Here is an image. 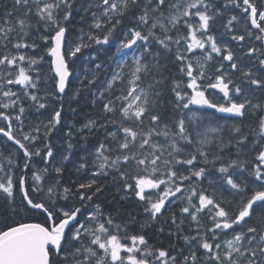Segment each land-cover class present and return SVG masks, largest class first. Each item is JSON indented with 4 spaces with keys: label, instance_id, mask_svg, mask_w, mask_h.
I'll return each mask as SVG.
<instances>
[{
    "label": "snow or ice",
    "instance_id": "1",
    "mask_svg": "<svg viewBox=\"0 0 264 264\" xmlns=\"http://www.w3.org/2000/svg\"><path fill=\"white\" fill-rule=\"evenodd\" d=\"M229 4L240 7L237 0H226L224 7L227 8ZM242 4L245 6V19L252 29L258 30L255 39L264 44V10H261L254 0H242ZM14 6L15 11L19 13L15 15V19H12L13 12H5L4 16L0 17V20H3L0 25V47L7 50L11 44L16 50V54L8 52L0 56V66L7 69V75L0 72V89L4 84L22 85L25 88L24 94L41 109L46 106L40 102L42 98L35 93H29L27 89H37L40 76L38 74L33 78L30 72L44 57L28 56L21 52L22 49L35 50L39 47L35 40L28 39L33 29L40 34L39 38L43 41L47 54L53 58L50 70L55 73L54 87L60 94L65 93L69 79L75 71L70 68V61L80 59L83 49L93 45H109L117 39L118 34L123 37L118 40L113 55L129 50L132 52V63L129 65L127 60L117 63L104 91L92 101L93 105L97 99L104 101L103 122L89 120L80 131L87 130L91 133L98 127L106 130L105 140L114 146L102 141L95 148L98 171L94 175L114 173V181H122L125 190L132 189L135 196L145 202L144 211L154 221L169 210L166 202L170 204L172 201L169 198L182 192L184 181L194 182L193 178L198 181L205 176L206 169L195 166L198 157L200 162L213 165L222 159L218 154L210 152L213 145L210 133H218L219 129L204 127L205 117L192 111L190 105L207 107L233 117H244L246 111L253 115L264 111V100L253 103L247 96L241 100L233 99V95L241 96L244 90L228 78L223 64L215 68L214 76L206 75L208 63L213 60V53L219 56L223 52L226 54H223L222 59L229 62L232 70L239 71L250 85L264 90V75L258 76L253 68L238 67L233 51L226 45L222 49L216 38L209 34L210 22L223 15L211 0H82L81 3L77 0H14ZM77 11L83 13L80 16L81 22L89 18V31L85 33L84 29L80 28V35L73 41L69 38V24ZM33 16L36 17L35 21L32 20ZM193 18H198L195 25L190 22ZM125 21H129L132 26L126 27ZM234 22H239L236 15H232L224 25L230 33L233 31ZM181 25L187 29L186 36L179 34ZM245 28L248 29V24H245ZM173 30H176L177 35L170 34ZM248 35H253L250 29ZM232 39L244 41L245 36L233 34ZM182 40L186 45L183 51L180 48ZM153 43L169 53L175 45V62L180 65V73L188 78L186 85L181 81H173L171 91L174 93L175 110L180 113V117L172 126L162 124L161 117L153 112V108L159 106L161 96V93L155 90L156 84L162 81L157 80L147 88L141 86L143 77L154 68L160 67L161 53L152 51ZM196 49L202 50L203 56L193 61L187 53ZM245 55L250 58L255 56L264 71V48L249 47ZM147 57H151L153 63L146 62ZM97 58L95 53L88 57L89 62H95ZM24 63H27V68L22 66ZM101 67L100 63H95L96 69ZM13 68L16 69L15 74ZM126 68L129 69L127 73ZM13 75L14 78H10ZM84 79L87 80V85H84L83 80L81 84L85 87L96 82L94 74L91 78L86 76ZM205 79L208 80L207 84L203 83ZM117 87L119 95L115 94ZM207 89H218L227 103L211 100L205 94ZM2 95L10 98L17 94L7 90L2 91ZM16 103L15 100L11 101V104L0 103V108L8 109ZM186 109L191 114L185 119ZM24 111V107L20 106V115L14 118L20 121ZM0 118L7 122L6 127H0V134L23 150V167L27 169V161L33 155L39 156L40 150L30 151L13 135L12 117L0 112ZM60 120L61 110H55L54 116L45 126L46 136ZM110 126H115L116 130H108ZM35 131L38 132L39 128ZM232 131L239 136L236 140L239 150L247 136L241 134L240 127H234ZM253 132L257 137L264 138V115L259 117L258 126ZM68 135L71 136V132ZM160 137H163V143L158 139ZM30 139L36 138L23 136V140ZM230 145L231 141L225 146ZM45 147L46 157H52V148L48 145ZM2 155L0 153V156ZM63 159L67 160L68 156L65 155ZM8 163L12 164V160L8 159ZM177 165L191 166L188 174H184ZM248 165L247 160L233 159L226 166L221 164L218 169L220 173L225 174V183L234 190V195L239 197L235 202L218 200L214 193L206 194V190L197 193L192 183L188 185L190 195L186 197L185 206L180 208V212L187 214L198 227L197 235L184 236L183 239L186 243L196 241L198 248L203 250L206 264H264V150L256 153L251 168ZM229 169L233 171L230 173ZM3 170V164H0V171ZM54 170L57 174L62 171L60 167ZM43 171L46 172L47 169ZM244 172L254 178L253 183L250 184L244 178ZM237 173H240L237 178L239 182L233 178ZM33 177L35 181L41 180L35 173ZM129 178L135 181L134 185L128 183ZM95 184L96 180L93 179L89 183L80 184L79 188L91 189ZM162 185L164 187L161 190ZM54 188L55 185L47 189L51 202L46 204L30 196L23 175L15 185L11 177H8L6 183L0 182V193L5 195L13 212H16L15 190H18L22 197L21 211H37L45 217L43 223H5L4 228L0 229V264H177L176 256H170L164 249L153 250L144 234H131L128 225L116 223L111 214L102 219L104 213L99 205L85 216L84 221H80L79 215L85 205L67 209L57 205L51 200ZM149 189L160 190L155 199L151 195H145ZM33 191H41V188L35 187ZM69 191L64 189L66 194ZM95 191L99 192L101 188L97 187ZM78 195L82 202L92 200L91 195ZM193 197L198 198V203H193ZM205 210L212 221V227L207 230V233H211L210 236L199 231V214ZM171 220L180 229L175 213L172 214ZM229 229L233 233L231 239L216 242L218 234L227 235L225 230ZM121 231L124 232L123 236L120 235ZM85 236L88 237V244L84 243ZM197 261V252L193 249L190 255L183 256L180 264H197Z\"/></svg>",
    "mask_w": 264,
    "mask_h": 264
},
{
    "label": "trees",
    "instance_id": "2",
    "mask_svg": "<svg viewBox=\"0 0 264 264\" xmlns=\"http://www.w3.org/2000/svg\"><path fill=\"white\" fill-rule=\"evenodd\" d=\"M77 2L81 3L82 0H77ZM254 2L258 4L259 6L260 5L264 6V0H254ZM9 3L10 1L0 0V14L5 12L4 9L7 8V4ZM11 3H12V7L15 8L14 0L13 2L11 1ZM13 13L14 15H17V12L15 11V9H13ZM222 13L223 15H220L219 19L222 23H224L225 19H228L231 16H229L224 11H222ZM82 14L83 13L77 11V13L73 16L69 24V37L72 40L76 39V37L80 35V32H79L80 28H83L85 33L89 31V27H88L89 18H86L85 21L81 22L80 16ZM125 26L127 27V26H132V25L129 21H125ZM123 30L124 29L122 28L121 31ZM235 32L236 30L234 32L232 31L231 33L229 32V38H232V35L235 34ZM256 32L257 30L254 31V33ZM170 34L174 36L177 35L176 32H172ZM179 34L182 36H186L187 35L186 27L181 25ZM122 38L123 37L118 34L117 39L113 40L109 45L102 46V47L93 45L92 47L82 50L83 54L80 57V59L79 60L77 59V60L80 62L78 71L81 73L80 77L83 75V78L81 79L79 77L80 83L78 86H76V82H73L71 84V87L69 88L70 91H68L71 93L75 91V88L76 89L78 88L80 93H78L75 100L71 99L69 97L71 94L68 95L67 93L64 96L59 97V100L57 101L58 110H61V113H62L61 119H63L62 120L63 123L65 122L68 124H72L73 127L75 126L78 128L82 122H88L89 120H97L98 123L103 122L102 106H103L104 101L97 99L96 100L97 103H95V105H93L92 101L95 97H98L101 91H104L106 82L111 77L112 72L113 70H115L118 61L123 60L120 54L113 55V53L115 52V47H116L118 40ZM247 43L250 44L249 41H247ZM172 48H173V51L169 53V52H165L163 49L160 48L159 45L155 43L151 45V49L153 52L160 51L161 53L160 58H159L160 67L158 69L154 68L147 76H144L142 79V85L144 87H148L149 84H155L157 80L162 81V83L156 84L155 90L159 91L161 93V96L158 101L159 106L154 107L155 109L153 108V112L154 114H157L161 117L160 122L162 124L167 123L170 126L174 124V121L178 119V116L180 117V113L177 110H175L174 93L171 91V88H172L171 84H173V81H175L177 79V76L180 74V71H179L180 65L178 62H175L174 53L176 51V46L173 45ZM93 53H95L98 58L95 62H89L88 57L90 54H93ZM43 57H44V60H46L45 58L46 54H44ZM82 62H84L83 66H81ZM128 62H129V65H131L132 60H129ZM146 62L150 64L153 63V61L151 60V57H147ZM95 63H100L102 67L100 69H96ZM89 64H90V67L88 69H85L84 66H88ZM93 74L96 77V82L93 85L85 87L84 85H87V80H85L84 78L86 76L91 78ZM183 78L185 79L186 76L181 74L180 80H183ZM82 80L84 81V85L81 84ZM72 81H73V78H72ZM115 94L119 95L118 87L115 89ZM106 95L108 94L106 93ZM109 98H112V97H109ZM186 118L187 116L185 117V119ZM145 124H147V120L145 121ZM62 125L63 124L59 126L62 132L64 133L68 131L65 128V126L61 127ZM237 126L241 128V134L247 136V140L245 141V144H244V150L242 151L241 149L242 147L238 150L237 146L233 145L232 143L230 146H225V145H228L229 141H232L231 140L232 138H235V139L239 138L238 134H236L234 131L233 132L235 135L233 134L232 131H228L227 134L222 135L218 143L215 144V146L212 145V147L210 148L211 153L218 154L220 157H222V159L217 161L215 165H213L211 163L204 164L200 162V158L198 157L197 164L198 165L200 164L199 165L200 167H204L206 169V173H205V176L203 178H200L198 181L196 180V178H193L194 182H190V181L183 182L182 190L184 191V193H187V196L190 195L188 185L192 183V186L196 188L197 193H199L201 190H206V194L212 195L214 193L216 199L218 200L223 199L225 201L235 202L236 200L239 199L238 196L234 195V190L230 189V186H228L225 183L221 175L222 173H220L218 170L221 164H224L226 166L229 163V161L233 159L247 160L249 161V163H252L255 161L254 155L245 152V149L249 145V141L253 140L254 138L253 129H256L255 125L253 123L248 125L246 122H242ZM57 127L58 126L56 125L55 129ZM108 130L115 131L116 129H115V126H110ZM173 130H175L174 127H173ZM70 131H72V129H70ZM76 132H78V130ZM105 135H106V130L98 127L96 129H93L91 133H89L87 130H84L82 132L75 133L74 138H71L70 140H67V141H62L66 144H70V143L72 144L73 142V145H75V150L72 153L71 160L66 164L64 171L62 170V172L60 173L61 181H62V183L60 184L63 187L70 190L68 193L71 196V199L74 201L75 206H77L79 202H80V205L84 203H87L88 206L99 205L101 208V211L104 213L105 218L109 214H111L114 217V220L116 223L122 224V225H125V224L128 225V229L132 230V232L135 228L136 230L134 231L136 233L139 232V233L144 234L147 241H149L148 239V236L150 233L149 231H150V228H152L151 235L149 237L155 238V241L157 244L155 246V249L159 248V249H164L167 251L168 250H175V251L179 250V247L173 241V235H175L178 232L176 225L175 226L172 225L170 232L168 231V228L172 224V220H171L172 215H170V212L167 213L168 215L164 213L163 216L159 217L155 221L154 224H150L149 222L144 223L141 221L140 229L137 230L138 220L142 218L141 214L143 213V211H142L141 205L143 204V201L138 200V198L134 196L133 192L128 194V192H126L124 188V183L122 181H118V180L114 181L112 178L114 173H111L109 175H104V176L94 175L93 167L87 166L88 164L93 163L95 159V148L99 145L100 142L103 141L106 144H109V146H114L110 143V141L105 140ZM249 136L252 137L251 140H248ZM85 137H87V139H85ZM160 142L163 143V140L162 141L160 140ZM238 151H239V155H238ZM245 154L248 156H245ZM209 159L210 160L212 159L211 155ZM14 162L17 164L16 160H14ZM81 165H84V167H81ZM186 166L187 165H183V168H185ZM230 170L231 169H229V172ZM17 171L18 173H24L21 171V168H18ZM184 174H188V171L186 170ZM233 178L237 179L238 176H234ZM93 179L96 180V184L93 185L91 189H80L79 188L80 184L89 183ZM253 179L254 178L252 177V179L249 181L250 184L252 183ZM237 182H239L238 179H237ZM128 183L134 185L135 181L129 178ZM97 187H100L101 191L96 192L95 189ZM78 193H82L85 195H91L92 200L90 201L85 200L82 202L79 199ZM176 196L178 198V195ZM183 198H186V196H183L182 200L180 199L176 200L175 197L170 199L172 201V204L170 206H174L175 208L177 207L176 209L177 212L175 213L176 220H182L183 218H186L180 212V208L183 207L182 206ZM5 200H7V198L3 196V194L0 193V204H2ZM8 203L9 202H7L6 205L4 204L5 208L8 207ZM15 208H18V206H15ZM19 208L21 209V207ZM1 210L3 209L0 208V211ZM0 215H1V212H0ZM201 215L202 217H205V218L209 217V213L207 210H205L203 214ZM33 217L40 218L39 215H26V217L25 218L22 217L21 220L31 221ZM179 225L181 224L179 223ZM161 229L163 230L161 231ZM168 232L172 233L170 234V238H168ZM177 242H178V238H177ZM193 249L194 248L192 247V249L190 248L184 251L183 253L182 252L180 253V251L182 250L180 247V250H179L180 254H178V258H177L178 263L182 261L184 255H190V252Z\"/></svg>",
    "mask_w": 264,
    "mask_h": 264
},
{
    "label": "rangeland",
    "instance_id": "3",
    "mask_svg": "<svg viewBox=\"0 0 264 264\" xmlns=\"http://www.w3.org/2000/svg\"><path fill=\"white\" fill-rule=\"evenodd\" d=\"M13 2V0H10ZM238 1V0H237ZM211 2L214 4V0H211ZM224 3H226V0H223ZM238 3V2H237ZM225 5V4H224ZM223 5V6H224ZM222 6V7H223ZM259 6V5H258ZM229 8V9H228ZM240 7H236L234 4H229L227 8H222L223 11L228 10L231 12L230 16L232 15H236L238 17V21L239 22H234V26H233V32L236 30L237 32H235L236 35H248V29L251 30V28L248 26V29L245 28V22H244V18L245 15L242 17H239V14L241 12V10L239 9ZM259 8L261 10L264 9V6H259ZM13 9H15L14 7H12V3L10 2L7 5V8H5V12H13ZM243 12V10H242ZM4 13L0 14V17H3ZM14 17H12V19H15V15H13ZM218 19V20H217ZM217 19H215L213 21L214 25L211 28V22H210V30H209V34L213 35L219 46L222 47L223 46H227L229 49H231V45H235L234 43L236 42L235 40H233L232 38H228L229 40H226L224 37L227 36L228 31L227 29L224 27V25L227 23V20L229 19H225L224 23H222L220 21V19L217 17ZM32 20L35 21L36 17L33 16ZM191 23H193L194 25L198 22V18H193L191 21ZM3 24V20H0V25ZM238 27V28H236ZM42 28V27H41ZM241 28V29H240ZM35 30L33 29L31 32V35L29 36V41L31 40H35L36 43L39 45V47H43L42 52H41V56L44 55V51L46 52V47L43 43V41L40 40L39 36L40 34L37 32H34ZM41 32H43V29H41ZM173 32H176V30H173ZM252 32V31H251ZM180 33V31H179ZM36 34V35H35ZM197 35L199 36L200 33L198 32ZM36 36V37H35ZM38 36V37H37ZM249 36V35H248ZM75 41V39L73 40ZM190 42V41H188ZM237 43V42H236ZM230 44V45H229ZM236 45H245V43H240V44H236ZM185 42L182 40L181 41V45L180 48L183 51L184 47H185ZM135 47V46H134ZM12 47L11 45L8 46V49H4L3 47H0V56L4 55V54H8V52L16 53V50H14L13 52L11 51ZM232 50V49H231ZM34 51V50H33ZM125 51H129V50H125ZM22 52V51H21ZM130 53L127 54V57H132V52L129 51ZM124 53H121V55H123ZM223 53L219 56H217L216 54L213 53V60L211 62L208 63L207 69H211V68H216V64L220 63L221 60L220 58L223 56ZM203 56V52L200 49H196L194 50L192 53H188V57L195 61V59L197 58H202ZM238 55H235V57H237ZM239 57V56H238ZM79 60V59H78ZM71 68H74L75 71L73 72V82H76V86L79 85V79L83 78V75L80 77L81 73L78 71L79 70V64L78 61L75 60L74 62H71ZM22 66L24 67H28L27 63H24ZM38 67L40 69H38ZM90 67V64L88 66H84L85 69H88ZM51 68H49V63H44L43 61L40 62V66H33V70L30 72V75L33 76V78H35L38 74L40 76V81L38 83L37 89H31L28 88L27 91L29 93H35L37 96L41 97L42 99L40 100L41 103H44L46 106L44 109H48V110H54L51 113H47L45 114V111L41 108H36L31 109L34 105H36L37 103L32 101L30 99L29 96H26L24 94L25 92V88L22 85H17V84H4V89L5 91L7 90H11L13 92H15L17 95L14 97H0V103H9L11 104V101L15 100L17 101V103L15 105H12L10 108L5 109L7 110V115H9L10 117H12V130H13V135L17 138L20 139L22 143H24L26 145V147L29 148L30 151H35L36 149L40 150V155L39 156H35L33 155L28 161L27 163L29 164V167L27 169H25L23 167L24 163H25V158L23 156V150L20 149V153L18 154V156L15 157V159L17 160V164L18 166H21V171L24 172L27 177H28V181L30 182V186L32 187V189H34L35 187H40L41 191H33V196H35L36 198H40L41 196L45 197L46 203H50L49 201V195L47 192V189L49 187H52L53 185H55V189L53 192L57 191V190H61V192H59L58 195L64 194L63 195V202L60 203L59 205L64 207V208H72L75 206L74 203L70 202V195L69 193L66 194L64 192L65 187H62L60 183H62L61 181V176L60 173L57 174L55 172V168L56 167H60L61 169H63V167L71 160L72 158V153L75 150V145H73V142L71 144V148H69V144H66L62 141H67L70 140L71 138L75 137V133L78 132H82L80 131V129L82 128L83 124L87 123V122H82L79 127H73L72 124H68V123H63V119L60 120V123L57 124V128L52 129V133H49L47 136L45 135L47 129H46V125H48L49 120L52 119V117L54 116V112L55 110H58L57 107V101L59 100V96L57 95V93L55 92V87H54V80H53V76L51 75L52 71L50 70ZM129 71V69H125V72L127 73ZM0 72H2L4 75H7L5 72H7V70L0 66ZM51 72V73H50ZM194 74L195 71H194ZM228 74V73H227ZM207 75V74H206ZM80 77V78H79ZM10 78H14L10 77ZM111 78V77H110ZM109 78V80H110ZM205 81L208 82L207 79H205ZM185 84V82H183ZM11 85V87H10ZM142 86V85H141ZM6 87H8L9 89H6ZM143 87V86H142ZM147 88V87H145ZM46 91V92H45ZM77 93H79V89L75 88V91L73 92H68V95L71 94L69 97L71 99H75L77 97ZM68 97V96H66ZM56 98V99H55ZM38 105V104H37ZM23 106L25 111L21 116V120L17 121L14 117L17 115H20L19 113V107ZM30 109H29V108ZM191 107V105H190ZM0 109H4V108H0ZM29 110V111H28ZM187 110H184V113H186ZM61 117H62V113H61ZM63 124L61 127H64L68 130L66 132H62V130L60 129V125ZM7 122L4 121L2 118H0V127H6ZM203 126L204 127H209L210 124L206 121L203 122ZM39 128V131H35V129ZM70 129H72V131H70ZM78 130V132H76ZM71 132V136L68 135V133ZM216 134V133H210V136ZM24 135H29L30 137H35V140H23V136ZM122 135V134H121ZM159 140H163V137L158 138ZM164 142V140H163ZM45 145H48L52 148L53 150V158L51 161L46 162V160L49 157H46V151L47 148L45 147ZM1 144H0V150L3 151V149L1 148ZM16 148L19 149V146L16 145ZM14 149V147H13ZM12 149V150H13ZM189 150V149H186ZM12 153V152H10ZM67 155L68 159L64 160L63 157ZM5 155H2L0 157H3ZM13 157V156H11ZM93 173H96L98 171V161H96V158L94 159L93 163ZM195 166L196 162H195ZM191 166H186L185 168H183V165H177V168H180L183 172H186V170L188 171V169ZM44 169H47V171H43ZM39 175L41 177V180L39 182H35L33 174ZM222 177H224V174H221ZM100 176V175H99ZM8 177H11L13 180L14 185L17 183L18 179L20 176H18V171L15 170L12 173H10L9 175H4L3 178L0 180V182H5L7 181ZM58 181V183H57ZM60 186V187H58ZM58 187V188H57ZM163 185L161 186V190L163 189ZM128 190V189H127ZM133 190H128L127 192L130 193ZM160 190H157L154 192V190H146L145 195H151L153 197V199H155L156 195L158 194ZM134 192V191H133ZM3 194V193H1ZM43 194V195H42ZM176 195H178L175 197L176 200H182L183 196L187 197V193H184V191L182 190L181 193H177ZM209 195V194H208ZM3 196H5L3 194ZM52 198L54 199V197L52 196ZM51 198L52 201H54L56 203L55 200H53ZM174 197H170V199H172ZM20 201H22V197L20 195ZM8 202V200H5L2 204H0V208L3 209L1 210V215H0V229L4 228L5 223H14L15 221L13 220H18L20 217L25 218L27 211H21V209L19 208L20 206L18 204H15V206H18V208H16V212H13L9 203H8V207L5 208L4 204L6 205ZM186 203V198H183V202H182V206H185ZM193 203H198V198L193 197ZM57 204V203H56ZM167 204V202H166ZM172 204V202L170 203ZM20 205H22V203L20 202ZM80 205V202L79 204ZM166 207L169 209L166 212H171L172 210L166 205ZM91 208V209H90ZM95 208V207H94ZM5 209V210H4ZM11 211V212H10ZM94 211V209L92 208V206H86V208L84 209L83 215H82V220L80 221H84L85 216H87L90 212ZM18 213V214H17ZM6 214V215H5ZM30 214V212H28V215ZM202 213L199 214L200 217V224H199V229H201V233H207V230L209 228L212 227V221L211 219H208L210 221V224L206 227L205 225L207 224V222H202L203 217L201 215ZM185 217L189 218L191 220L190 217H188L187 214H183ZM105 217L103 216L102 219H104ZM198 227L197 224H195V228L196 229ZM177 228V227H176ZM178 229V228H177ZM189 230H192V228H190ZM237 231H239V229H236ZM178 232H182V238L184 237V234L186 231H183L181 228L178 229ZM225 232H227V235H224L223 233H219L218 234V240L216 242H222L223 240L226 239H231L232 237V230H225ZM209 236L211 235V233H207ZM121 236H123L120 233ZM221 235H223V237H220ZM84 243L88 244L89 240L88 237L85 236L84 238ZM183 241H185L183 239ZM211 242V241H210ZM193 244V246H197L196 241H192L191 242ZM151 259V257H150ZM203 264H206V261H204Z\"/></svg>",
    "mask_w": 264,
    "mask_h": 264
},
{
    "label": "flooded vegetation",
    "instance_id": "4",
    "mask_svg": "<svg viewBox=\"0 0 264 264\" xmlns=\"http://www.w3.org/2000/svg\"><path fill=\"white\" fill-rule=\"evenodd\" d=\"M214 5H215V7L216 8H218V5H217V0H214ZM231 13V12H230ZM219 18V17H218ZM215 19H217V17L215 18ZM218 20V19H217ZM246 36V35H245ZM235 45L237 44L236 42L234 43ZM245 45H251V44H249V43H245ZM238 56H237V59H236V62L238 63V67H240V68H244V69H248V68H253V71L258 75V76H261V75H264V71H262L261 70V68H260V66H259V64H258V61L255 59V57L254 58H249V57H247L246 55H245V53L244 52H241V53H239V54H237ZM220 60H223L222 59V57L220 58ZM224 70L228 73V78H231L232 80H233V82L234 83H236V84H239L240 86H241V88L244 90L243 91V94L241 95V96H235V95H233V99H243L244 98V96H247V98H249V96H250V94L251 93H258V92H260V90L261 89H257L256 88V86H253V85H250L248 82H247V80L244 78V77H242L241 76V74H240V72L239 71H237V70H232L230 67H229V62L227 61V62H225L224 64ZM255 66V67H254ZM206 74L208 75V74H211V75H215L216 73L215 72H212L210 69H207V72H206ZM180 78H181V73L178 75V79H176L175 81H181L182 83L183 82H185V85H186V80L183 78V80H180ZM203 83L204 84H207L208 82L207 81H203ZM230 87H231V85H230ZM205 94H206V96H208V97H216V98H218L219 100H221V103H226L227 101L224 99V97H223V94L218 90V89H207L206 90V92H205ZM187 112H188V110H187ZM221 118L220 117H216L214 120H213V123L214 124H220L221 123ZM204 122V121H203ZM252 139V137L251 136H249L248 137V140H251ZM232 141H231V143L233 144V145H236V140L237 139H235V138H232L231 139ZM0 144L2 145L1 146V148L3 149V151H1L0 150V153H2L3 155H7V156H9V157H11V155H12V153H10V152H12L13 150V147L12 146H16L12 141H8L7 140V138H5V137H0ZM12 146H11V145ZM245 152L246 153H249V154H252V155H256V153L258 152V149L256 148V147H254V145H253V140H251V141H249V145H248V147L245 149ZM245 156H248V155H246L245 154ZM52 158L53 157H50V158H48L47 160H46V162H49V161H51L52 160ZM66 166V165H65ZM65 166L63 167V171H64V168H65ZM62 172V171H61ZM58 187H60V186H58ZM57 187V188H58ZM29 190H30V192H32V187H29L28 188ZM55 189V188H54ZM59 192H61V190L59 189V190H57V191H55V192H53V197H54V199L53 200H55L56 201V203H57V205H59L60 203H62L63 202V195L64 194H61V195H58L59 194ZM33 193V192H32ZM43 195V194H42ZM38 200H41V201H43V202H45L46 200H48V199H45V197H43V196H41L40 198H38ZM50 201V200H49ZM20 196L19 195H17V203H18V205L22 208L23 207V205H20ZM51 202V201H50ZM70 202H71V200H70ZM46 203V202H45ZM72 203V202H71ZM46 204H48V203H46ZM75 207V206H74ZM26 215H28V211H27V214ZM29 215H39L40 216V218H35V217H33L32 218V220L33 221H39V220H44L45 219V217H44V214H42V213H40V212H37V211H31L30 212V214ZM149 215V214H148ZM80 220V219H79ZM141 221L142 222H144V223H146V222H149L150 224H153V222L151 221V218H150V216H149V218H146V217H143V218H141V219H139L138 220V229L137 230H139L140 229V223H141ZM188 223H189V220L187 219L186 220V223H185V230H186V233L188 232V230H189V227H188ZM134 230H136L135 228H134ZM151 230H152V228H150V233H149V236L151 235ZM199 231H200V229H199ZM139 233V232H138ZM137 234V233H136ZM196 234H197V229H196ZM148 236V239H149V241H147L148 242V245H149V247H151L153 250H155V246L157 245L156 244V241H155V238L153 237H149ZM192 236V235H191ZM168 238H170L169 236H168ZM181 241V242H180ZM180 241L177 243V246L179 247V250H180V247H181V251H180V253L182 252H184V251H186V250H188V249H192V247L196 250V252H197V256H198V261H197V264H203L204 263V261H205V258H204V253H203V250L202 249H200V248H198V246H193V244L192 243H186L185 241H183V239H180ZM198 248V249H197ZM179 250H177V251H172V250H168L169 251V254H171V256H176L177 258H178V256L176 255V254H180V253H178V251ZM199 262V263H198Z\"/></svg>",
    "mask_w": 264,
    "mask_h": 264
},
{
    "label": "bare ground",
    "instance_id": "5",
    "mask_svg": "<svg viewBox=\"0 0 264 264\" xmlns=\"http://www.w3.org/2000/svg\"><path fill=\"white\" fill-rule=\"evenodd\" d=\"M8 1V0H7ZM5 4H6V2H5ZM225 3L223 2V0H217V5H218V8L221 10V12L223 11V9L222 8H225L223 5H224ZM8 5V4H7ZM223 6V7H222ZM257 6H258V4H257ZM2 8V7H1ZM229 9V8H228ZM264 10V9H263ZM231 11V10H230ZM230 11H228V10H225L224 12H226L229 16H230ZM5 13V12H4ZM16 14V13H15ZM18 14V13H17ZM217 17H219V16H217ZM241 29V28H240ZM237 32V31H236ZM36 35V34H35ZM245 36V35H244ZM36 37V36H35ZM38 37V36H37ZM70 38V37H69ZM11 45V44H10ZM230 45V44H229ZM109 58V57H108ZM120 61H118V63H119ZM109 65V64H108ZM92 69V68H91ZM87 73V72H86ZM72 77H73V75L70 77L71 78V80H72ZM177 79H178V76H177ZM103 80V79H102ZM142 85V84H141ZM171 85H173V84H171ZM143 86V85H142ZM144 87V86H143ZM70 91V90H69ZM46 92V91H45ZM80 93V92H79ZM93 94V93H92ZM79 97V96H78ZM56 99V98H55ZM75 100V99H74ZM77 101V100H76ZM61 102V101H60ZM97 103V102H96ZM100 103V102H99ZM61 104V103H60ZM64 105V104H63ZM75 105V104H74ZM88 105V104H87ZM71 107V106H70ZM98 107V106H97ZM155 109V108H154ZM79 110V109H78ZM82 111V110H81ZM94 111V110H93ZM98 114H100V113H98ZM85 115V114H84ZM178 118H179V116H178ZM103 119V118H102ZM84 125V124H83ZM11 145V144H10ZM12 146V145H11ZM12 147H14V149H13V151H12V155L11 156H13V157H11L13 160H16L15 159V157L16 156H18V154L20 153V149H18V148H16V146H12ZM17 161V160H16ZM88 167L89 166H91V167H93V165H92V163H90V164H88L87 165ZM21 175H23L24 177H25V179H26V188H29V187H31L30 186V182L28 181V177H27V175L25 174V173H18V176H21ZM3 174H2V172L0 171V180L3 178ZM62 186V185H61ZM63 187V186H62ZM129 190V189H128ZM128 190H126V192L128 191ZM155 191H157V190H154V192ZM32 192H33V190H32ZM133 192V191H132ZM132 192H130V193H132ZM130 193H128V194H130ZM68 194V193H67ZM133 194H134V196H135V193L133 192ZM17 195H21L20 194V192L18 191V190H15V197H14V203L15 204H18L17 203ZM130 196V195H129ZM136 197V196H135ZM70 198H71V196H70ZM136 198H138V197H136ZM71 200V202L72 203H74V201L72 200V199H70ZM138 200H139V198H138ZM84 205H85V207H83L82 208V214H80V220H82V215H83V212H84V209L86 208V206H87V203H84ZM172 211L170 212V215H172L173 213H176L177 212V207L175 208L174 206H170L171 204H169V203H167L166 204ZM81 206V205H80ZM79 205H77V206H75V207H80ZM145 202L143 201V204L141 205V208H142V211H143V213L141 214L142 215V218L143 217H146V218H149V215L147 214V213H145V211H144V208H145ZM94 207H96V205L95 206H92V208L95 210V208ZM174 208V209H173ZM91 209V208H90ZM101 209V208H100ZM164 213H168V212H164ZM168 215V214H167ZM161 217V216H160ZM189 220V223H188V227H189V229L190 228H192V230H188V232L186 233L185 232V234H184V236H189V237H191V235L192 236H194L195 234L194 233H196V229H194L195 228V224L196 223H194V222H192L189 218H183L182 220H183V223L181 224V220H176V222H177V224H181L180 225V228L183 230V231H186L185 230V223H186V220ZM33 220H31L30 222H32ZM151 221L153 222V224L155 223V221L154 220H152L151 219ZM120 223V222H119ZM157 224V223H156ZM122 225V224H121ZM164 225V224H163ZM172 225L173 226H175L173 223L171 224V226L168 228V231L170 232V230H171V227H172ZM177 227V226H176ZM175 228V227H174ZM176 229V228H175ZM178 230V229H177ZM128 231L131 233V234H136V232L133 230V232H132V230H129L128 229ZM155 231V230H154ZM168 232V236L170 237V233ZM121 234L122 235H124V232L123 231H121ZM172 234V233H171ZM175 234V233H174ZM182 232H177L175 235H173V241H174V243H178L179 241H180V239L182 238ZM163 238V237H162ZM177 238H178V242H177ZM181 242V241H180ZM172 248V247H171ZM177 249V248H176ZM198 249V248H197ZM172 251H175V250H172ZM178 253H179V251H178ZM177 256H178V254H176ZM182 259V258H181ZM199 263V262H198Z\"/></svg>",
    "mask_w": 264,
    "mask_h": 264
},
{
    "label": "water",
    "instance_id": "6",
    "mask_svg": "<svg viewBox=\"0 0 264 264\" xmlns=\"http://www.w3.org/2000/svg\"><path fill=\"white\" fill-rule=\"evenodd\" d=\"M66 89H67V87H66Z\"/></svg>",
    "mask_w": 264,
    "mask_h": 264
}]
</instances>
